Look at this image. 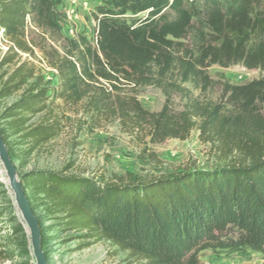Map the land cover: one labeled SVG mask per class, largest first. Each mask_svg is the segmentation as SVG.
Here are the masks:
<instances>
[{"label": "trees", "instance_id": "16d2710c", "mask_svg": "<svg viewBox=\"0 0 264 264\" xmlns=\"http://www.w3.org/2000/svg\"><path fill=\"white\" fill-rule=\"evenodd\" d=\"M61 3L0 0V34L9 43L0 59V99L22 91L1 116L13 160L11 136L34 150L60 134L52 110L39 123L32 119L63 100L81 105L95 125L119 120L152 143L186 140L198 130L227 162L148 179L32 169L21 181L33 211L41 202L60 212L55 224L79 233L82 248L109 241L132 264H202L206 250L264 258V74L236 84L209 72L216 64L264 72V0H105L93 39L64 34ZM37 49L40 65L31 60ZM41 65L57 71L56 88ZM147 85L165 95L159 111L138 98ZM17 248L0 243V260Z\"/></svg>", "mask_w": 264, "mask_h": 264}, {"label": "rangeland", "instance_id": "374dc122", "mask_svg": "<svg viewBox=\"0 0 264 264\" xmlns=\"http://www.w3.org/2000/svg\"><path fill=\"white\" fill-rule=\"evenodd\" d=\"M104 3L105 0H62L60 9L65 15L64 34L75 37L84 33L93 39L98 8ZM3 37L1 32L0 59L9 45ZM29 37L40 41V36L31 31ZM41 55L37 49V57H31V60L40 65ZM41 66L45 80L56 88L60 82L56 70ZM209 72L216 79L229 80L236 84L247 83L264 74L260 69H249L241 64L230 67L216 64L209 67ZM21 93L22 91L0 99L1 128L7 129L8 121L1 118L3 111L15 102ZM138 98L143 107L150 111H159L165 102L163 92L153 85L141 87ZM49 110L61 119L62 130L56 138L34 150H31L29 142L21 141L17 135L10 138L15 150L13 161L20 177L32 169H48L97 179H128L131 175L148 179L188 168L219 167L227 162L211 142H206L200 137L198 130H194L186 140L171 138L152 143L148 137L140 140L124 131L119 120L95 125L84 113L81 105H69L63 100L49 102V108L36 114L32 122L36 124L42 121L45 113H50ZM7 183L0 165V243L16 246L20 251H16L13 258L0 260V264H35L27 225L21 220L13 193ZM39 203L34 212L46 228L44 251L49 264H132L126 254L115 250L109 241L82 248L81 245L86 240L81 238L79 233L60 230L55 224L56 217L61 213L51 212L44 204ZM18 228H21L19 234ZM66 237L64 241H60ZM201 261L202 264H264L261 254L250 251L241 253L206 250L201 253Z\"/></svg>", "mask_w": 264, "mask_h": 264}, {"label": "water", "instance_id": "95a60500", "mask_svg": "<svg viewBox=\"0 0 264 264\" xmlns=\"http://www.w3.org/2000/svg\"><path fill=\"white\" fill-rule=\"evenodd\" d=\"M0 165L8 180L21 220L27 225L30 236L31 253L35 264H49L42 246V232L39 219L33 211L21 177L7 144L0 131Z\"/></svg>", "mask_w": 264, "mask_h": 264}, {"label": "built area", "instance_id": "2783aa9c", "mask_svg": "<svg viewBox=\"0 0 264 264\" xmlns=\"http://www.w3.org/2000/svg\"><path fill=\"white\" fill-rule=\"evenodd\" d=\"M2 32V35H3V31H1ZM4 38V37H3ZM5 39V38H4ZM6 40V39H5ZM6 42L8 43V41L6 40ZM8 48H9V45H8V47L6 48V51L8 50ZM57 72V71H56Z\"/></svg>", "mask_w": 264, "mask_h": 264}, {"label": "bare ground", "instance_id": "6f19581e", "mask_svg": "<svg viewBox=\"0 0 264 264\" xmlns=\"http://www.w3.org/2000/svg\"><path fill=\"white\" fill-rule=\"evenodd\" d=\"M8 181V180H7Z\"/></svg>", "mask_w": 264, "mask_h": 264}]
</instances>
